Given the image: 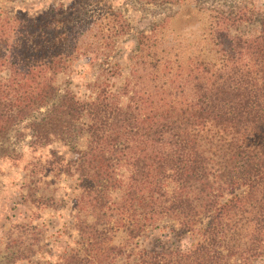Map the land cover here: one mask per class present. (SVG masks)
<instances>
[{"label":"trees","instance_id":"obj_1","mask_svg":"<svg viewBox=\"0 0 264 264\" xmlns=\"http://www.w3.org/2000/svg\"><path fill=\"white\" fill-rule=\"evenodd\" d=\"M133 1L163 16L138 31L120 85L113 52L128 22L110 2L0 9V156L23 158L14 141L29 137L20 202L48 204L36 195L47 173L75 177V245L58 264L264 259V10L252 1ZM185 10L200 13L198 25L175 31ZM81 55L96 64L84 97L57 84ZM56 141L73 157L36 154ZM155 230L191 242L167 246Z\"/></svg>","mask_w":264,"mask_h":264},{"label":"rangeland","instance_id":"obj_2","mask_svg":"<svg viewBox=\"0 0 264 264\" xmlns=\"http://www.w3.org/2000/svg\"><path fill=\"white\" fill-rule=\"evenodd\" d=\"M116 10L122 12L128 22L126 34L117 39L113 55L121 65L120 74L114 78L116 85L122 84L129 75L128 55L130 54L138 31L147 30L161 15L147 14L142 11L133 0H104ZM235 2L252 1L257 10H264V0H233ZM71 0H0V9L12 14H36L59 4L67 5ZM176 8H174L175 10ZM195 11V10H193ZM185 10L182 16L173 21V29L182 32L186 23H197L201 15L199 12ZM195 24L192 27H195ZM246 27V25H245ZM96 71L95 62L86 55H81L57 77V84L64 88L68 86L77 95L82 97L89 94L88 83L93 80ZM14 141L16 152L23 153V158H8L0 156V264H58V256L74 246L75 232L72 227V212L77 190L74 188L75 177L68 175L55 176L47 173L43 182L36 188V195H44L48 204L31 206L20 202L19 196L26 193L27 176L24 169V159L29 151L26 141ZM13 141V139H11ZM82 142V141H81ZM56 149L65 159L73 157L70 148L58 141L48 145L36 154H46L49 149ZM17 224L22 225V230ZM32 228H28V226ZM166 242L167 246H187L191 238L187 235L176 241L169 232L153 231ZM151 238V235H150ZM139 243L148 246L149 239H138ZM114 264H123L117 259ZM253 264H264V259H256Z\"/></svg>","mask_w":264,"mask_h":264}]
</instances>
